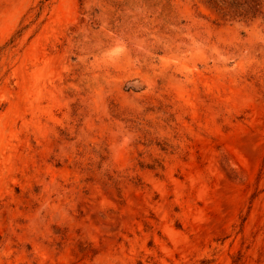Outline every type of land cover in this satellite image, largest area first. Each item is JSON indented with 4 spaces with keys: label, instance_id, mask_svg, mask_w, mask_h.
Here are the masks:
<instances>
[{
    "label": "rangeland",
    "instance_id": "obj_1",
    "mask_svg": "<svg viewBox=\"0 0 264 264\" xmlns=\"http://www.w3.org/2000/svg\"><path fill=\"white\" fill-rule=\"evenodd\" d=\"M0 264H264V0H0Z\"/></svg>",
    "mask_w": 264,
    "mask_h": 264
}]
</instances>
